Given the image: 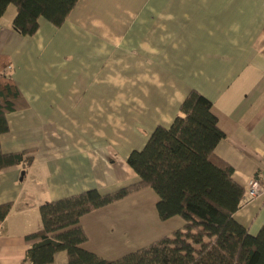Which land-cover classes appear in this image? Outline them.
Segmentation results:
<instances>
[{
  "label": "crops",
  "instance_id": "1",
  "mask_svg": "<svg viewBox=\"0 0 264 264\" xmlns=\"http://www.w3.org/2000/svg\"><path fill=\"white\" fill-rule=\"evenodd\" d=\"M15 14L9 5L0 19V53L28 107L7 114L0 141L32 162L0 170V205L12 203L0 222V264H31L25 237L42 226V204L138 182L130 153L172 124L193 89L213 103L225 133L215 151L233 179L264 183V0H79L61 26L41 18L34 35L15 31ZM153 191L84 215L83 247L116 260L171 237L184 223L159 217ZM245 199L234 218L256 235L264 195ZM150 216L164 235L145 243ZM50 264H68L67 252Z\"/></svg>",
  "mask_w": 264,
  "mask_h": 264
},
{
  "label": "trees",
  "instance_id": "2",
  "mask_svg": "<svg viewBox=\"0 0 264 264\" xmlns=\"http://www.w3.org/2000/svg\"><path fill=\"white\" fill-rule=\"evenodd\" d=\"M79 0H0V19L9 5L16 7L13 28L34 35L45 18L61 26ZM11 58L0 53V138L9 131L7 114L28 107L12 78ZM225 137L213 103L191 90L169 127L157 126L145 147L130 153L127 162L139 175L135 184L108 193L98 189L61 197L40 206L42 226L26 235L31 264H50L66 251L68 264H264V226L253 235L234 214L246 202L247 188L233 179V167L216 154ZM29 152L4 153L0 141V170L32 162ZM150 187L159 200L162 220L173 216L184 225L116 260L83 247L88 236L81 218ZM12 203L0 205V222Z\"/></svg>",
  "mask_w": 264,
  "mask_h": 264
},
{
  "label": "rangeland",
  "instance_id": "3",
  "mask_svg": "<svg viewBox=\"0 0 264 264\" xmlns=\"http://www.w3.org/2000/svg\"><path fill=\"white\" fill-rule=\"evenodd\" d=\"M11 68H12V66H11ZM11 68H9L10 70H11ZM137 183V182H136ZM135 184V183H134ZM145 188H147V187H145ZM142 189H144V188H142ZM149 190H151V191H153L150 187H149ZM154 192V191H153ZM155 193V192H154ZM146 197L147 198H144V200L145 201H143L144 202V205L140 202L138 205L139 206H141L142 205V208L144 207V209L146 210V208L148 207V205H149V203L151 202V197L149 196V195H146ZM131 200H133V199H130L128 202H130ZM136 201V200H135ZM141 208V209H142ZM156 209V208H155ZM156 213H157V211H156ZM177 218H179V220H181V225H182V223H184V219L182 218V217H180V216H178L177 215ZM155 216H154V218H152V216H150V219H149V223H150V228L149 229H146L145 230V233L146 234H148V242H145V243H150V242H152L153 240H155V239H157V238H159V237H161V236H163V235H161L160 233H155V230L153 229L156 225H155ZM155 233V234H154ZM172 235H173V232H172Z\"/></svg>",
  "mask_w": 264,
  "mask_h": 264
},
{
  "label": "built area",
  "instance_id": "4",
  "mask_svg": "<svg viewBox=\"0 0 264 264\" xmlns=\"http://www.w3.org/2000/svg\"><path fill=\"white\" fill-rule=\"evenodd\" d=\"M262 195H264V183L257 178H252L247 186V197L254 198Z\"/></svg>",
  "mask_w": 264,
  "mask_h": 264
}]
</instances>
